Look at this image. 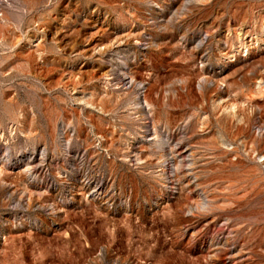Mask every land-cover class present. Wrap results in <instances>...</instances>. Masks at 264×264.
Here are the masks:
<instances>
[{"label": "rangeland", "instance_id": "1", "mask_svg": "<svg viewBox=\"0 0 264 264\" xmlns=\"http://www.w3.org/2000/svg\"><path fill=\"white\" fill-rule=\"evenodd\" d=\"M0 264H264V0H0Z\"/></svg>", "mask_w": 264, "mask_h": 264}]
</instances>
